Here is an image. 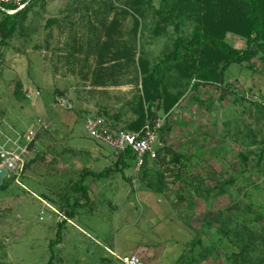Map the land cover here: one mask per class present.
<instances>
[{"label":"rangeland","instance_id":"rangeland-1","mask_svg":"<svg viewBox=\"0 0 264 264\" xmlns=\"http://www.w3.org/2000/svg\"><path fill=\"white\" fill-rule=\"evenodd\" d=\"M75 1L44 0L41 5V0H35L22 29L0 44V146L17 149L29 129L38 132L28 167L19 180L22 186L5 177L8 186L0 190V264H46L51 256L48 244L55 239L59 221L39 198L65 215L64 200L71 203L79 199L70 186L79 179L80 170L100 173L115 168V158L95 159L92 150L102 149V154L116 155L117 159L116 152L90 136L78 105L67 107L55 93L67 89L79 96L80 61L76 60L72 73L71 65L62 58L74 24L79 40L90 35L86 22L79 25L78 16L73 17L72 26L63 18L67 6ZM5 18L0 10V22ZM48 19L60 21L63 33L55 25L46 29ZM130 28L128 19L123 29ZM180 32L186 36L191 28L182 27ZM142 34L147 54L153 59L176 37L170 29L167 37L155 38L149 27ZM49 35L51 45L46 49L43 41ZM227 41L238 48L245 46L233 35H228ZM249 65L252 69L246 62L233 65L226 73L235 94L222 97L219 89L200 87L190 94L196 102L184 99L185 105L170 118V132H158L156 148L165 135L169 145L186 155V168L176 182L165 166L148 162L146 181L154 182L156 171L165 174L163 194L154 193L141 182V172L136 173L132 164L124 169V176L112 172L107 179L86 178L88 202L77 208L73 225L63 227L61 243L52 251L53 264H122L107 248L119 256L147 250L140 254L144 264H226V258L236 250L219 235L213 213H219L223 221L228 218L246 225L247 233L261 235L264 218L254 219L264 214V168L255 164L261 148L249 146V142L264 139V111L256 106L259 103L264 109V56L250 60ZM17 81L20 94L14 95ZM36 91L40 92L38 98ZM26 94L32 99H26ZM37 119L45 121L49 130H38ZM72 119L75 122L69 124ZM248 151L252 170L237 176L242 171L237 154L243 157ZM233 164L231 170L228 165ZM227 175L237 180L228 191L226 185L224 195L215 198L216 192L206 193ZM196 182L202 185L199 197L193 193ZM198 239L201 244L196 243ZM207 247L212 250L202 260L199 253ZM191 258L196 260L190 262Z\"/></svg>","mask_w":264,"mask_h":264},{"label":"trees","instance_id":"trees-1","mask_svg":"<svg viewBox=\"0 0 264 264\" xmlns=\"http://www.w3.org/2000/svg\"><path fill=\"white\" fill-rule=\"evenodd\" d=\"M41 1L43 2L41 5H44V0ZM34 2L35 0H29L24 10L12 16L6 15V18L0 22L2 35L0 44L22 29ZM154 2L155 0H78L67 6V14L63 17L72 23L70 25L72 26L73 17L78 16L79 25L87 23L89 37H98L97 43H92L95 45H89L99 53L94 60L92 73L104 66L109 67L106 71L114 74L111 83L122 85L126 83L122 79L124 74H129L131 70L134 72L129 81L135 88L129 102L132 106L133 121L125 125L124 131H139L146 122L152 123L158 117L164 116L165 122L160 131L169 133L172 124L168 114L182 99L187 98L196 102L195 95L192 97L190 94L200 87L219 89L222 97L235 94L226 79L229 68L246 62L248 68L252 69L249 61L264 56V0H157L156 5ZM128 19H131V28L124 31V24ZM53 25L63 33L60 21L48 19L45 23L46 29L49 30ZM74 26L68 33L70 44L65 43L66 47L63 50L65 55L62 57L71 65L69 71L72 73L75 72L73 65L77 63L76 60L80 61L81 48L83 45L86 46L81 44L75 31L76 24ZM185 26H189L191 32L183 36L180 31ZM148 27L152 28L155 38L167 37L170 29L176 34L158 58L149 57L146 51V42L142 33ZM228 35L243 40L244 48L231 45L227 41ZM51 40L49 35L43 41L44 48L49 49ZM83 62L87 64L88 60L83 59ZM79 69L80 67L78 71ZM19 87L20 82L17 81L14 95L20 94ZM56 94L61 97L60 93ZM256 106L264 111L261 104L257 103ZM100 114L97 116L104 119L105 112ZM262 117L264 118V114ZM164 137L165 135L161 137V145L157 147L156 161L162 165V168L165 166L166 171L172 172L173 181L176 182L180 180L186 168V155L169 145ZM261 140L259 143L253 139L249 142L251 144L249 146L257 145L261 148L257 159L260 164L263 162L261 168H264V139ZM32 145L33 143L30 148ZM116 154L114 169L108 168L100 173H94L89 169L80 170L79 179L70 186L72 193L79 199L71 203L69 199L64 200L66 219H74L77 208L88 202V188L85 185L87 177L102 178L112 172H121L124 176V169L131 164L133 166L134 156L128 151ZM250 156V151L243 154V157L241 153L237 154V164L242 168L237 176H243L244 173L252 170V165L249 166ZM234 165L228 167L233 170ZM148 175V160H146L141 168V182H146L154 193L163 194L167 186L165 174L160 170L156 171L154 182L150 179L146 181ZM236 180L235 176L227 175L220 183L215 181L214 187L211 190L207 189L206 193L216 192L215 198L224 195L226 185L228 191ZM7 186L8 184L3 180L0 190L6 189ZM201 186L197 182L194 185L193 193L198 197L201 196L199 194ZM48 199L52 201L51 198ZM81 200L86 201L79 203ZM213 216L219 223V235L224 239L227 238V243L236 250L226 258V264H264V221L260 226L261 235L257 236L247 233V226L240 225L238 221L232 223L228 218L227 221H223L219 213H213ZM261 216L258 215L254 220L264 218V214ZM208 218L210 219V216ZM66 219L56 225L55 239L50 240L48 244L51 256L46 264L54 263L52 251L61 243L63 227L67 224ZM209 223L207 221L205 225L209 227ZM196 243L201 244L199 239ZM211 250L207 247L200 251V259H206ZM194 260L196 259L191 258L190 262Z\"/></svg>","mask_w":264,"mask_h":264},{"label":"built area","instance_id":"built-area-1","mask_svg":"<svg viewBox=\"0 0 264 264\" xmlns=\"http://www.w3.org/2000/svg\"><path fill=\"white\" fill-rule=\"evenodd\" d=\"M29 4V0H0V10L4 11L7 16H12L24 10ZM35 96L38 98L40 92L36 91ZM28 100L32 99L29 94L25 95ZM36 124L38 130L48 131L49 125L40 119H37ZM164 124V119L158 117L154 122H146L142 129L135 132L123 130H110L105 120L99 116H89L85 119V128L90 136L97 142L110 147L118 154L126 153L127 151L134 156L133 168L137 173L141 172V168L146 160L156 161L158 158L156 143L158 132ZM37 131L34 128L29 129L21 139L17 149L5 148L0 146V168L6 171L3 177H9L16 184L22 186L20 179L24 174L25 167L28 162V155L30 154V145L35 140ZM43 207L56 215L59 222L66 219L65 215L58 212L46 201L40 199ZM44 214L41 211V215ZM68 224L73 225L70 219H66ZM113 258L122 264H144V259L138 253H132L127 256H119L116 253L107 250Z\"/></svg>","mask_w":264,"mask_h":264},{"label":"crops","instance_id":"crops-1","mask_svg":"<svg viewBox=\"0 0 264 264\" xmlns=\"http://www.w3.org/2000/svg\"><path fill=\"white\" fill-rule=\"evenodd\" d=\"M97 41H98V37H86V38L80 37L81 44H85L86 46L83 45V48H81L79 53V57H80L79 59L81 61L80 75H79L81 81H80V89L78 91L79 96L77 97V91L72 92V91H67V89H65L64 91L59 90L58 92L57 90H55V93L61 94L63 103L66 106L67 104L70 107L73 106L76 107L78 105L80 108L79 112L83 116V119L89 116H97L100 113L105 112L106 116L103 117L107 127L110 130L124 131L126 130L125 125L126 124L129 125V123L133 121V111L131 108L132 106L131 104H129V102L133 97L135 88L132 83H129V81L132 78L131 74H134V72H132L131 70L129 74L128 73L124 74L125 76L122 79H124L126 83L122 85H114L111 83L114 80L113 79L114 74L111 71L109 73L106 71V68L108 69L109 67L104 66L100 69L95 70L92 73L93 60H95V58L99 53L94 51L91 46L89 47V45H95L92 43H97ZM83 59H87L88 63L84 64ZM57 99H59V96H57ZM183 100L184 99H182L173 108V110L168 114V117L173 118L174 113L177 112V110H179L180 106L185 105V102ZM77 101H79V104H77ZM72 121H74V119H72L69 124H73L75 122ZM261 139L262 138H260V140L257 142L260 143L262 141ZM96 149L97 148L92 150L93 154H95V159L102 158L109 161L110 159L115 158L116 160V155L109 157V155L106 153L102 154L103 152L102 149L99 148L98 150ZM69 151L73 152V150H69ZM77 152L82 153L81 151H77ZM256 157L258 158V154ZM257 158L255 162L256 164H260ZM148 162H154V161H148ZM261 165H263V162H261ZM90 178L92 179V177ZM107 178L109 177L105 176V179ZM94 179L97 180V178ZM107 250L116 253L112 249L107 248ZM145 252H147V250H142L138 254L141 253L144 254Z\"/></svg>","mask_w":264,"mask_h":264},{"label":"water","instance_id":"water-1","mask_svg":"<svg viewBox=\"0 0 264 264\" xmlns=\"http://www.w3.org/2000/svg\"><path fill=\"white\" fill-rule=\"evenodd\" d=\"M6 175V171L0 168V185L2 184V179Z\"/></svg>","mask_w":264,"mask_h":264}]
</instances>
